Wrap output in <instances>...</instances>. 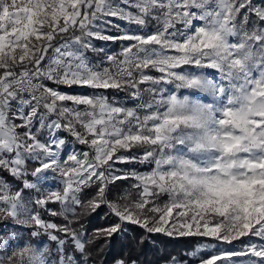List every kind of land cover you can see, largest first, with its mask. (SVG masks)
<instances>
[{"label":"snow or ice","instance_id":"obj_1","mask_svg":"<svg viewBox=\"0 0 264 264\" xmlns=\"http://www.w3.org/2000/svg\"><path fill=\"white\" fill-rule=\"evenodd\" d=\"M0 224V264H90L127 225L264 264V0H0Z\"/></svg>","mask_w":264,"mask_h":264},{"label":"trees","instance_id":"obj_2","mask_svg":"<svg viewBox=\"0 0 264 264\" xmlns=\"http://www.w3.org/2000/svg\"><path fill=\"white\" fill-rule=\"evenodd\" d=\"M32 167V165H29ZM132 181H119L115 185H110L109 199L116 200L125 190L128 189ZM92 194L91 190L84 193V197ZM51 206V205H49ZM57 210V206L54 205ZM80 211L79 209L77 210ZM45 218L58 224L63 223L62 217L50 216L44 213ZM118 222L111 215L107 207H101L96 212L82 215L79 223L72 227L77 231H86L89 236L93 230L104 228ZM5 225L0 224V231ZM201 237H168L164 234L148 235L141 228L135 225H127L126 231L116 235L111 241H99L93 246L90 263L93 264H114L116 259L121 257L125 259L136 260L137 264H166L172 257L182 260L188 258V254L193 251L200 243L206 242Z\"/></svg>","mask_w":264,"mask_h":264},{"label":"rangeland","instance_id":"obj_3","mask_svg":"<svg viewBox=\"0 0 264 264\" xmlns=\"http://www.w3.org/2000/svg\"><path fill=\"white\" fill-rule=\"evenodd\" d=\"M116 22L120 23L122 26L124 25L123 21H116ZM112 34H116V33L113 32ZM94 43H95L97 48H104L105 52H108V53H116L119 51V48H120L119 42L114 44L111 41H107V42L106 41H94ZM90 55H91L94 62H98L104 56V53L90 54ZM71 91L83 92V91H85V89L73 88V89H71ZM117 96L120 100H124V98H125V94H123V93L117 94ZM64 135H66V134H64ZM72 147H75L77 150L83 148L82 145H69V148H72ZM67 150L68 149H66L65 151H67ZM120 167H122V168H124V167H127V168L137 167V168H139L140 166L139 165H128V166H120ZM55 186H56V181H54V180L48 181V187L49 188H52ZM54 205H56L57 210H59L60 206L57 204H51V206H49V207L54 209L55 208ZM43 215H44V213H43ZM44 218H45V215H44ZM46 220H48V219H46ZM13 231H14V229L6 228V226H4V228L0 231V233H5V238L7 239L8 235H10ZM21 236L24 240H27V238H28L26 232H21ZM205 239L207 240L206 242L198 244L196 246V248L188 254V258L186 260L189 262V264H198L199 258H201V257L207 258L208 256H210L216 252H219V251H223V250L238 251L243 246L240 241H237V242H234L232 245H226V244L220 243V244H216L215 247H212L211 245L215 244L216 242L212 241L210 238H205ZM247 240H248V238H244L245 243L247 242ZM18 242L19 241L14 238L12 241L13 246H15V244ZM202 245H208V247H201ZM192 252H197V256L193 257L191 255ZM4 254L5 253H4L3 248L0 247V255H4ZM90 264H93V263H90ZM166 264H169V263H166Z\"/></svg>","mask_w":264,"mask_h":264}]
</instances>
